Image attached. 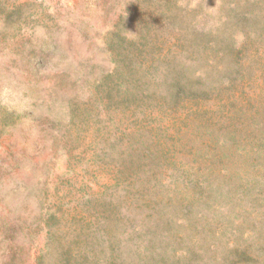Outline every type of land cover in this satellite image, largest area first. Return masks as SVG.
<instances>
[{
  "label": "rangeland",
  "instance_id": "1",
  "mask_svg": "<svg viewBox=\"0 0 264 264\" xmlns=\"http://www.w3.org/2000/svg\"><path fill=\"white\" fill-rule=\"evenodd\" d=\"M0 264H264V0H0Z\"/></svg>",
  "mask_w": 264,
  "mask_h": 264
},
{
  "label": "trees",
  "instance_id": "2",
  "mask_svg": "<svg viewBox=\"0 0 264 264\" xmlns=\"http://www.w3.org/2000/svg\"><path fill=\"white\" fill-rule=\"evenodd\" d=\"M118 78H119V74H118Z\"/></svg>",
  "mask_w": 264,
  "mask_h": 264
}]
</instances>
